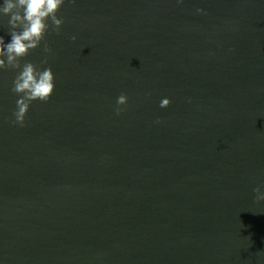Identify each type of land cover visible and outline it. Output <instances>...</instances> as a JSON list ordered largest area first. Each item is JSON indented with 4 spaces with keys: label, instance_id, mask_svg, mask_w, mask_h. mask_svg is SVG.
<instances>
[{
    "label": "water",
    "instance_id": "95a60500",
    "mask_svg": "<svg viewBox=\"0 0 264 264\" xmlns=\"http://www.w3.org/2000/svg\"><path fill=\"white\" fill-rule=\"evenodd\" d=\"M57 16L22 58L55 85L23 126L22 69H0V264H264V0H65Z\"/></svg>",
    "mask_w": 264,
    "mask_h": 264
},
{
    "label": "clouds",
    "instance_id": "9594fccd",
    "mask_svg": "<svg viewBox=\"0 0 264 264\" xmlns=\"http://www.w3.org/2000/svg\"><path fill=\"white\" fill-rule=\"evenodd\" d=\"M64 2L65 0H4L3 5H0V13L10 15L8 24L11 36L8 43L0 36V69H22L15 76L11 89L19 95L13 113L14 124L23 126L31 103L34 100L47 102L54 91V73L51 67L41 70L32 62L22 64V58L40 46L50 27L59 33L64 21L57 13ZM72 39L75 40L76 37L73 36ZM44 51H51L47 43L44 45ZM41 63H47V57ZM127 101V95L121 93L115 109L117 114L125 110L121 106L126 105ZM170 103L169 98H164L160 106L167 107ZM254 191L257 193V201L264 200V192H261L259 187Z\"/></svg>",
    "mask_w": 264,
    "mask_h": 264
}]
</instances>
